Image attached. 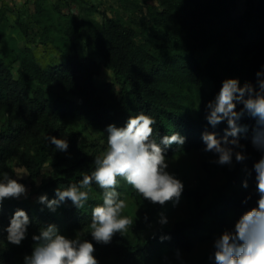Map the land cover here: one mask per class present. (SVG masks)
Returning <instances> with one entry per match:
<instances>
[{
    "label": "trees",
    "instance_id": "1",
    "mask_svg": "<svg viewBox=\"0 0 264 264\" xmlns=\"http://www.w3.org/2000/svg\"><path fill=\"white\" fill-rule=\"evenodd\" d=\"M236 3L161 0L143 10L136 1L142 14L131 21L107 14L102 21L85 19L63 13L55 5L64 19L61 22L54 20L45 0H36L28 21L17 26L25 36H29L31 22L40 26L36 45H43L41 53L28 46L20 50L9 46L5 11L0 9V173L7 171L16 178L12 164L16 160L28 171L27 180L16 179L30 187L25 197L9 196L0 202V264H24L25 255L37 243L33 234L49 223L68 237L79 233L81 239L92 241L97 264H214L211 252L195 261L176 257L191 252L216 226L228 218L237 219L255 204L258 194L252 165L261 153L251 143L256 121L248 114L239 121L246 127L239 135V150L246 159L229 165L215 192L210 180L197 187H188L183 180L180 197L187 198L191 213L172 225L143 233L162 211L175 206L174 198L153 203L119 177L118 191L125 205H131L121 215L129 216L132 223L108 242L96 241L90 232L92 207L102 203L103 190L95 181L87 186L89 197L82 208L66 198L53 211L37 198L46 193L52 199L57 187L65 188L90 174L94 157L106 148L101 140L107 137V125L123 126L141 111L154 118L152 136L157 141L174 131L185 136L183 145L173 143L166 148L165 158L204 151L201 134L206 129L223 136L226 121L210 125L206 103L227 77L258 87L256 73L264 68V0H245V10L238 16L233 14ZM148 29L154 30L152 35ZM76 37L113 71V80L96 83L101 64L79 53ZM211 48L202 63L198 51ZM205 78L213 83L210 89ZM236 106L239 109L242 104ZM51 135L67 139V150L55 149L48 142ZM39 177L43 179L37 183ZM245 179L247 188L242 186ZM18 208L27 211L30 223L16 244L7 240L5 228Z\"/></svg>",
    "mask_w": 264,
    "mask_h": 264
},
{
    "label": "clouds",
    "instance_id": "2",
    "mask_svg": "<svg viewBox=\"0 0 264 264\" xmlns=\"http://www.w3.org/2000/svg\"><path fill=\"white\" fill-rule=\"evenodd\" d=\"M256 75L258 87L250 82L241 85L238 77L225 78L219 91L205 105L210 125L215 127L221 121L227 124L223 136L207 129L201 134L203 150L216 154L215 163L231 165L233 157L237 162L246 159L245 153L239 150L242 148L239 135L246 131L239 121L245 114L255 118L251 143L261 153L252 165L258 194L255 204L239 215L232 228L224 229L214 238L209 256L214 264H264V68L258 69ZM238 103L242 104L239 109ZM154 123L150 114L141 111L130 116L123 126L108 124L106 150L94 157L95 168L91 173L65 188L57 187L52 199L46 193L40 194L38 201L46 203L53 211L66 198L82 208L89 197L87 186L95 181L103 190L102 203L94 205L91 211L90 232L98 242H108L117 231L123 234L132 223L129 216L121 215L125 199L117 188L118 177L153 203L163 204L173 198L174 202L178 201L183 182L166 170L165 150L173 143L183 145L185 136L174 131L163 134L157 141L152 136ZM48 142L61 151L68 148V140L63 137L51 135ZM242 186L247 188V179ZM25 192L23 183L7 171L0 173V202L5 197ZM160 219L162 223L166 221L164 216ZM29 223L27 211L16 209L5 228L7 240L19 244ZM33 239L37 243L33 251L25 255L24 264H97L92 241L81 239L79 233L68 237L54 223L41 227L38 234H33Z\"/></svg>",
    "mask_w": 264,
    "mask_h": 264
},
{
    "label": "rangeland",
    "instance_id": "3",
    "mask_svg": "<svg viewBox=\"0 0 264 264\" xmlns=\"http://www.w3.org/2000/svg\"><path fill=\"white\" fill-rule=\"evenodd\" d=\"M136 1L142 5L143 10L147 7V4L159 5L161 0H45V6L53 15L55 21L64 22V19L55 10V5H59L63 13L73 12L80 15L85 19H95L102 21L105 15L119 17L127 21L138 19L142 14L141 8L136 5ZM246 7L245 0H237L236 6L233 8V14L235 16L240 15ZM5 11L4 20L6 22L5 38L10 47L15 49H22L26 46L36 48L39 52H42L43 45H36V42L40 40V26L33 22L30 23L29 36H25L18 28L20 21H28L29 15L35 11L36 0H0V9ZM153 29H148L147 34L152 35ZM35 40V42L31 41ZM78 51L81 55H87L95 58L101 64L100 73L96 76V83L102 84L105 81L113 80L114 73L111 69L105 67L101 58L95 53L94 49L88 46L84 40L79 37L75 38ZM213 48L208 50H199L197 58L204 63L209 55L212 53ZM213 83L209 78H205V86L207 89L212 87ZM105 147H107V137L102 140ZM106 150V148H105ZM104 150V151H105ZM103 151V152H104ZM216 154L212 152L192 150L190 152L180 154L171 158H166L167 171L174 174L180 180H185L186 186L197 187L203 186L208 180H210V187L215 192L220 184L225 179L228 171V164L215 163ZM233 162L235 158L233 157ZM12 164L16 171V178L20 180L28 179L27 169L18 163L16 160H12ZM210 172H214L211 179H208ZM42 177L37 179V183L42 181ZM25 185L26 192L16 196L17 198L25 197L30 191L28 182H22ZM131 205L128 202L125 208H130ZM191 204L185 197H179L175 202V206L169 210L162 211L157 219L151 224V226L143 231L153 230L162 224L172 225L176 220L186 218L191 213ZM161 216L166 217L165 222H161ZM236 219H226L225 224L222 226H216L211 230L207 237L202 242H198L194 249L188 253L178 254L176 259L186 260H198L202 258L206 252L213 251V240L224 229L232 228Z\"/></svg>",
    "mask_w": 264,
    "mask_h": 264
}]
</instances>
